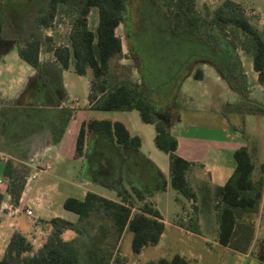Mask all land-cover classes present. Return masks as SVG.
I'll list each match as a JSON object with an SVG mask.
<instances>
[{
    "label": "trees",
    "instance_id": "16d2710c",
    "mask_svg": "<svg viewBox=\"0 0 264 264\" xmlns=\"http://www.w3.org/2000/svg\"><path fill=\"white\" fill-rule=\"evenodd\" d=\"M69 0H49L50 15L41 20L46 26L51 23L59 5ZM169 10L171 17L177 8L184 10L180 17L183 24L192 34L185 41L193 40L199 45L209 43L214 51H220V60H210L227 78L230 86L243 96L239 107L247 101V106L241 111L244 115H264V104L247 98L248 79L244 72L237 49L253 57L254 69L258 72V80L264 84V32L256 27L246 10L233 0H225L214 11L211 27L201 21V17L194 12L196 0H162ZM92 8H97L99 21L95 30L88 25V15ZM127 0H84L79 9L73 10V29L69 35L70 45L54 49L56 61L60 64L53 68L49 63L41 62L40 50L43 41L40 36L26 37L18 49L20 58L36 69L44 83L57 81L63 88L62 73L74 62V70L79 75L92 72L89 100L92 107L102 111H131L137 110L141 119L152 123L156 128L155 144L169 155L170 185L189 200H196L197 194L193 188L189 173L194 165L178 153V138L170 130V124L165 117L158 118V101L153 96L156 85L142 79L140 82L132 79L116 80L113 76L112 60L123 56V43L116 34V30L125 20ZM239 33V35H238ZM241 34V36H240ZM51 36L45 41L51 42ZM51 49V48H50ZM186 63H190L189 61ZM49 68V69H45ZM191 71V70H190ZM190 73V72H188ZM187 75V74H186ZM204 73L201 68L195 70L193 77L202 79ZM185 77V75L183 76ZM181 78V80L183 79ZM246 89V90H245ZM173 98V107H177ZM36 115V120L34 116ZM53 115V114H52ZM63 115H57L58 122L50 121L54 139L60 141L73 112L64 110ZM49 116L44 108H24L0 105V129L3 133L27 137L34 130L42 128V119ZM55 118V117H54ZM102 132L118 146L131 147L140 151L142 139L134 135L121 121L91 119L81 126L77 138V152L82 154L88 133ZM250 145H243L235 152L237 166L223 186L215 191V205L219 224L218 241L237 251L247 252L255 235V226L247 218L259 213L264 196V176L255 174V149ZM255 149V150H254ZM1 175L8 179L5 190H0V207L6 197L10 195L12 201L18 203L25 188L26 178L31 169L22 162L7 159L3 162ZM264 172V164L260 166ZM129 197L122 191L118 193L119 201L106 198L89 191L84 199L68 197L64 201V208L79 215V222L73 223L62 218L49 221L53 226L52 234L41 248L35 250L31 241L21 232H15L5 250L0 264H87L82 256L76 239L64 240L62 233L66 229L81 232L80 223L94 218H108L116 227L117 241L125 232L133 233L132 249L136 253L149 245L160 242L165 231V223L160 212L153 203L144 201L145 194L134 191ZM140 202L138 211L133 208ZM113 251H104V260L109 264ZM147 264H192L186 257L176 254L171 259L161 258Z\"/></svg>",
    "mask_w": 264,
    "mask_h": 264
},
{
    "label": "rangeland",
    "instance_id": "374dc122",
    "mask_svg": "<svg viewBox=\"0 0 264 264\" xmlns=\"http://www.w3.org/2000/svg\"><path fill=\"white\" fill-rule=\"evenodd\" d=\"M4 1H10L12 4H15L17 0ZM45 1L47 2L48 0ZM83 1L84 0H69V3L65 6L59 5L54 18L51 20L52 27L50 29H45L46 25L44 24L43 28L40 27L37 31H30L32 30L29 27L30 23L26 24L25 32L20 34V38L40 36L41 40L44 42L40 50L41 62L49 63L53 68L57 65L60 67V64L56 61L54 56V49L70 45L69 35L71 34L74 24L72 9L79 8ZM224 1L225 0H196L193 10L201 17L203 24H209L208 28H212L210 24L213 18V11ZM233 1L239 3L246 10V14L249 18H251L252 23L258 27L260 31L264 32V0ZM127 2H130L129 9L131 12L129 13V16H131L136 2L134 0H127ZM177 9L178 10L176 11L175 16L179 18V24H182L184 30L181 32V36H183V38L191 36L193 32L192 29L191 32L188 28L185 29L186 27L182 22L183 20L180 18L184 13V10H181V8ZM87 18L89 27L95 30L99 21L97 8H92ZM156 19L158 20L159 17H156ZM49 34H51L52 40L51 42H46L45 39L49 36ZM116 34L123 43V56L112 60L113 76L116 80L127 78L140 82L141 76L137 70L138 62L134 58L135 54H133L130 50V42L127 38L124 23L119 25L116 30ZM4 35L8 36V33L4 31ZM137 44H139L141 52L146 56L147 60L150 61L152 67L158 65L161 70L163 68L160 72V75L163 76V80L161 82H157V87L159 86L160 90L158 89L159 92L156 93L155 96L158 104L167 103L165 95L168 96L169 94L165 92L164 87L168 86L167 89H170L169 87L174 89L175 84L182 83L179 79L172 82L167 81L170 79V76L168 75L171 72L181 78L184 75L186 76L191 69H198L199 64L205 59V57L220 60L218 56L221 52L214 51V48H212L209 43L199 45L198 42L193 43V40L191 39V41H185V43L182 42L180 46H178L175 43L171 44L170 40L169 43L165 42L164 39H162L161 34H159V30L151 33H143L140 35V40ZM239 49L241 51L242 47ZM1 54L0 70L2 67L6 68L7 66H10L13 69L11 72H3L2 76L0 74V79L5 83L1 86L8 92L11 90L10 85L13 87L17 86L11 100L2 98V92L0 91V104L5 103L7 105L12 103V100L14 101L15 97L19 95V91L21 92V90H23L27 80L35 74V69L20 58L18 48L10 47L9 49L1 52ZM172 54H175L178 59L174 64L173 69L170 70L166 68L165 65L167 64L168 57ZM242 55L247 64H249V62H253L251 54L244 51L242 52ZM188 61L190 63L189 65H186V62ZM212 70L215 72V68ZM149 71H151V69H149ZM209 72L212 71L208 69V73ZM62 74L64 86V90L62 92L63 100L65 101V110L69 109L73 112V114H75L78 112V108H86L87 106L86 102L91 84L92 72L90 70L86 75H79L75 72L74 62L71 60L70 67ZM11 80H15V82L12 83L13 81ZM185 81L186 82L182 86L181 91L176 94L175 99V103L177 105L176 109L181 108V110L185 113V121L187 120V122L183 125V131L200 136L221 135L222 129L217 126L220 118L217 117L215 112V108L218 109V111L223 112L226 116L225 118L230 122V125L236 127L237 130H241L244 138H247H245V140L247 142L249 141L248 143L250 146L256 147V150L254 149L255 163L257 166L255 174L259 176L261 173L264 176V172L260 171V166L264 164V115L254 114L244 117L245 115L244 113H241V111L247 106H250L252 103L244 101L242 107H239V104L237 105V103L243 99V96L227 84V81H215L212 75H208L203 80H197L191 77ZM55 82L57 83V81ZM255 85L257 87L254 92V97L261 99L264 103V89L261 88L259 83H255ZM218 97L220 101H217ZM237 99L238 102H233V100ZM223 101H232V103H222ZM69 106L74 107L71 108ZM122 114L124 113L114 110H87L85 114L83 113L84 116L89 118L109 117L112 119L116 117L121 119ZM61 115L64 117L63 114ZM82 117V115H79L77 120L73 123L74 129L77 128ZM157 117L161 118L164 116L159 114ZM242 119L244 120V123ZM190 123L193 125H190ZM101 153H103V151H101ZM164 154L165 153L162 152V155ZM7 159H12L13 161L18 162V160L10 157L9 152H5L2 142L0 141V171L2 170L4 164L3 162ZM45 161L52 163V169L50 171L51 175L39 174L35 181H42L44 178H50L52 179L53 185L46 183L41 186V189L39 188L37 192H34V194L40 192L45 193L46 191L48 193V189L54 185L57 186L60 193L57 199L59 204L55 207V209L60 208L62 211L63 206L61 203L66 197L71 195L68 191L67 182L63 179L67 178L68 180L73 181L77 179V177L76 175L68 174L66 163L71 162L69 159L66 161H60L55 154H52L48 155ZM23 164L27 166V160L26 162L23 161ZM75 165L77 172L80 165L77 163ZM105 168L109 169L108 167ZM87 172H89V168H87ZM0 177L7 184L8 179L4 178L1 173ZM96 177L97 178L94 179L95 181H99V183L89 185L90 189L115 195L112 190L104 187V183L110 184L111 186L114 185L111 182L112 180H108L106 176L101 177V175ZM124 191L125 189L122 190V192ZM159 193V201L156 205H154V208L156 209L157 207L160 209L166 221L165 231L160 242L156 245H149L145 247L141 253H136L132 249L133 233L131 231L125 232L122 235L120 242L116 245H109V248L113 251V257L109 264H147L150 261H158L161 258L171 259L176 254L186 257L192 264H258V256L264 255V196L260 212L247 218L255 226V235L247 252H241L218 243L216 239L210 235L212 234V231L209 232V234L204 230L195 229L192 226L194 212L189 210V199L176 191L172 186L165 191H160ZM132 195H134L133 192ZM4 200H7V198L5 197ZM182 202L187 204L186 206L188 209L183 207ZM138 204L140 203L136 202L134 212L138 211ZM216 204L217 201L214 200L213 205L215 206ZM11 219H13V221L17 219L19 227L22 224H25V222L32 224L25 214H20L16 218ZM88 231V237L82 238L80 242L84 251L83 256L86 261H88V264H102L103 256L101 255L103 250L102 248L100 249L102 243V232L98 229L95 230L94 228H89ZM71 235L78 236L79 234L72 229H68L64 234L65 240H70ZM1 244L0 249L3 248V245ZM104 248L105 251L109 249H107V247ZM3 255L4 253L0 254V259Z\"/></svg>",
    "mask_w": 264,
    "mask_h": 264
},
{
    "label": "crops",
    "instance_id": "0c3cea01",
    "mask_svg": "<svg viewBox=\"0 0 264 264\" xmlns=\"http://www.w3.org/2000/svg\"><path fill=\"white\" fill-rule=\"evenodd\" d=\"M242 52H244V50L241 49L240 51L239 48L237 49V55L242 62L244 72L248 79V89L246 90L247 98L259 103H263L261 99L254 97V92L257 87L255 83H259L263 89L264 84L259 82V74L254 69L253 62H249V64H247L243 58ZM209 59L212 60V58L205 57V59L199 64V68H201L204 73L203 78L200 80H203L208 75H212L215 81H227V84H229L227 78L214 64L209 61ZM214 68L215 72L212 70ZM208 69L212 72L208 73ZM5 71L11 72L13 69L10 66H7L6 68L2 67L0 70L1 76ZM34 71L35 74H33L31 77L36 75V70ZM194 72L195 69H191L190 73H187L185 77L182 76V80V77L180 78L182 83L177 84L178 92L181 91L182 86L186 82L185 80L193 77ZM1 81L0 91L2 92V95L1 93L0 95L6 100H11V97L17 86L13 87L10 85L11 90L8 92L1 86L4 83ZM14 82L15 80L12 83ZM17 84L19 85L18 82ZM63 90L64 86L62 88V91ZM21 92H18L19 95L15 97L14 101L12 100V103L7 105L4 103L0 105L13 107L18 106L20 108L24 107L23 104L20 105L19 103ZM88 96L86 108H78V112L70 117L65 132L58 142L55 141L52 130L50 129V121L54 120L55 114L52 115V112L47 109L50 108V105L46 104L40 103L37 104V106L39 108L43 107L46 109V113H49V116H47L46 119L41 118L42 128L29 133V136L21 138L18 135L15 136L14 134L9 135L8 133H3L0 129V141L2 142L5 152H9L11 158H14L18 161L20 160L22 163L23 161L26 162L27 160V166L31 169V172L26 178L25 188L21 196V204L25 207L33 208L38 222L37 224H34L32 220L28 219L32 222V224L25 222V224H22L19 227L17 219L13 221V219H11L12 217L8 215V212L3 210V204H1L0 244L3 243L1 244L3 245V251L6 250L10 239L15 232H21L23 235H25L28 240L31 241L34 249L37 250L42 247L48 237L52 234L53 226L49 223L51 219L62 218L73 223H78L79 215L64 208V201L68 197L84 199L87 192L92 191L106 198L119 201L120 197L118 196V193L123 189H125L124 193H126L128 197L132 196V192L136 190L145 194L146 197L144 200H142V202L151 201L154 206L159 201V192L165 191L171 186L169 155L161 151L155 144V125L144 122L141 119L139 111L137 110H120L122 113H124L122 114L121 119H118L117 117L113 119L109 117H86L83 115V113L85 114L87 110H96L92 107V103L90 102ZM62 101L64 104L65 101ZM217 101H220L219 97ZM241 101L242 100L238 102V99L233 100V102H238L237 105L240 104ZM227 102L232 103V101H223L222 103ZM69 107L72 108L74 106ZM175 109L176 107H174V116L166 119L170 124L171 132L178 138L179 145L177 151L182 157L194 163L189 173L190 182L197 194L196 200H189V210L194 212L192 226L195 229L204 230L207 233L212 231V234H209L214 237L218 243H220L218 241V212L216 207L213 205L215 200V191L218 186H223L233 174L237 166V161L235 158L236 150L243 145H250L248 143L249 141L247 142L245 140L246 137L244 138L241 130H237L236 127L230 125V122L225 118L226 116L223 114V112L218 111L216 108L215 112L217 117L220 118L219 124L217 126L222 129L221 135L200 136L186 133L183 131V125L187 122V120L185 121V113L181 110V108ZM79 115H82L83 117L78 123L77 128L74 129L73 123L77 120ZM248 115H245L244 117ZM34 119L36 120V115L34 116ZM91 119L123 122L132 134L141 137L142 145L140 151L123 145L118 146L104 133L96 131L88 133L84 151L82 154H79L77 152V138L81 126L84 122H88ZM190 125L193 124L190 123ZM101 151H103V153H101ZM162 152L165 154L162 155ZM52 154H55L60 161H66L67 159L71 160V162L66 163L68 174H73L77 177V179L73 181H70L67 178L63 179L67 182L68 191L71 195L66 197L61 203L63 206L62 211L60 208L55 209V207L59 204L57 199L60 193L57 186L54 185L48 189L49 192H45L47 194L42 192L34 194V192H37L39 188L41 189V186L45 185L46 183L53 185L52 179L50 178H44L42 181H35L39 174L48 175L51 173L50 171L52 169V163L46 162L45 159L48 155ZM74 163L80 165V168L77 172L75 168L76 165ZM47 165H50V168L47 169ZM105 167H108L109 169ZM87 168H89V172H87ZM99 175H101V177L106 176L108 180H112L111 182L114 185L111 186L110 184L104 183V187L106 189L112 190L115 195L89 188V185L93 183H99V181H95L97 178L96 176ZM132 197L129 198L131 199ZM6 198L7 200H3V202L9 201L15 203L12 201L10 195L7 194ZM140 202L141 201L138 203ZM15 204H19V202ZM182 205L184 208L188 209L186 203L182 202ZM156 209L163 217L160 209L157 207ZM162 220L166 226L164 217ZM11 223H13V226L10 225ZM79 225L81 232H77L79 234L78 236L71 235L70 240H77L83 256L84 251L80 245L81 239L88 237L89 228L100 230L102 232V243L100 247V249L102 248L103 250L101 255L103 256L102 264H106L104 260V247H107L108 249L110 244L115 245L117 239L116 227L113 222L108 218L102 217L85 221ZM66 230H64L61 235L64 240V234ZM120 240L118 242H120ZM83 259L88 264V261H86L84 256Z\"/></svg>",
    "mask_w": 264,
    "mask_h": 264
},
{
    "label": "flooded vegetation",
    "instance_id": "af4514ba",
    "mask_svg": "<svg viewBox=\"0 0 264 264\" xmlns=\"http://www.w3.org/2000/svg\"><path fill=\"white\" fill-rule=\"evenodd\" d=\"M134 1L136 4L131 16H129L131 12L129 9L130 2H127V11L123 23L125 25L127 38L130 42V50L135 54L134 58L138 62L137 70L140 73L141 80L146 79L147 81L153 82V85H156L157 89L155 88L153 91V96L155 97L156 93L160 90L159 86L157 87V82L163 80V76L160 75L163 68L161 70L158 65L152 67L150 61L147 60L146 56L141 52L139 44H137L139 43L140 35L159 30V34H161L165 42L169 43L170 40L171 44L175 43L178 46H180L182 42L185 43L184 39L186 37L183 38V36H181V32L184 30L182 24H179V18L175 15H173V17L170 16L169 10L162 0ZM8 2L0 0V55H2L1 52L10 47L19 49L20 46H22V42L26 37L21 39L20 34L25 32L26 24L30 23L29 27L32 29L30 31H37L40 27H44V23H42L43 21L41 19L50 15L49 0L47 2L45 0H17L15 4ZM79 8H73L72 11ZM156 17H159V19L157 20ZM51 27L52 24L50 23L48 26H45V29H50ZM4 31L8 33V36L4 35ZM49 36H51V34H49ZM177 59L178 57L175 54L169 56L167 64L165 65L166 68L170 70L173 69ZM186 65L189 64L187 63ZM149 69H151V71H149ZM168 76H170V79L167 81L172 82L178 79L180 80V76L173 72ZM177 86L178 85L175 84L174 89L171 87L167 89L168 86L164 87L165 92L169 94L168 96L164 94L167 103L158 104L157 114L163 115L165 118L174 116L172 100L178 92ZM19 99L20 105L23 104L24 108H39L37 104L40 103L50 105V108L47 109L50 110L53 115L55 114L54 120L56 122L59 120L57 115L63 114L65 110V104H63L62 101L63 92L59 84H57L55 80L54 82L44 83L42 75L37 70L36 75L31 77L25 84ZM258 264H264V255L258 256Z\"/></svg>",
    "mask_w": 264,
    "mask_h": 264
},
{
    "label": "built area",
    "instance_id": "2783aa9c",
    "mask_svg": "<svg viewBox=\"0 0 264 264\" xmlns=\"http://www.w3.org/2000/svg\"><path fill=\"white\" fill-rule=\"evenodd\" d=\"M47 169L50 168V165H47ZM43 170V169H41ZM6 183L5 181L0 177V190H5ZM22 199L20 198L19 204H15L9 201L2 202L3 204V210L8 212V215L12 218H15L16 216L20 214H25L30 220L33 221L34 224H37V217L36 214L31 207H25L21 204ZM13 226V223L10 224ZM5 253L2 249H0V254Z\"/></svg>",
    "mask_w": 264,
    "mask_h": 264
}]
</instances>
